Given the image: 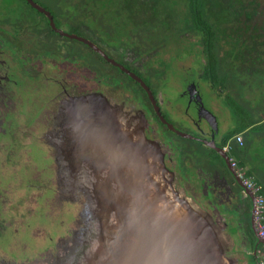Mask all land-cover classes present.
<instances>
[{
    "label": "flooded vegetation",
    "instance_id": "obj_1",
    "mask_svg": "<svg viewBox=\"0 0 264 264\" xmlns=\"http://www.w3.org/2000/svg\"><path fill=\"white\" fill-rule=\"evenodd\" d=\"M32 1L49 13L52 20L58 23L56 28L67 36L57 34L43 13L34 9L43 18L32 11L31 19L34 22L30 26L26 23L28 21L23 20L20 11L22 7L18 3H14L18 5L14 7L8 5L6 0H0V148L5 151L7 162L15 165L21 163L26 175V186L36 190L31 195L35 199L33 202L36 208L32 209L27 204L20 214L9 217L0 214L2 252L21 235L26 234L29 227L41 224L38 221L42 209L46 207L49 213L51 203L48 204V201L51 197H56L53 170L56 150L44 140V136L52 130L61 108H68L78 116L84 107L80 103L89 102L92 107L99 108L102 98L112 100L130 114L145 120L146 136L156 138L161 147L167 149L172 171H175V183L181 190L186 191L184 185H187L191 177L184 173L188 167L182 163V159L189 158L197 148H201L203 162L198 160L200 163H197V170H192L196 173L192 175L193 182L196 181L202 194L209 191L218 200L229 203L226 208L230 212L226 214L234 224L231 229L237 232L236 244L241 246L244 253L249 254L251 262L256 261L258 264L264 246L258 242L259 218L255 216L257 195L246 187L245 181L248 178L244 176V171L241 173L242 169L228 155L229 150L224 149L226 145H230V148L234 145V137L226 136L236 125V120L222 100L223 97L200 78L201 67L192 69L190 65L185 74H177L173 71V65L179 60L177 57L172 61L170 59L168 65L159 62L171 76L179 79L180 85L172 91L165 88L156 91L149 79L150 74H146L151 70L147 59L154 52H148L150 48L140 40L143 36L140 37L139 34H132L124 40L122 35L126 26L119 27L115 15L106 18L100 14L94 19L90 14L87 17L86 12L79 13L78 17L71 10L73 6L60 4L56 0H53V5H49L50 0ZM44 20L54 34L37 28V25L45 26ZM108 21L110 25L107 24ZM151 29H140L142 34L145 33L144 39H148L147 32ZM69 36L89 42L104 56L83 41ZM56 40L59 45L53 48L51 42ZM6 53L15 56V59L10 56L7 58ZM197 69H200L199 77L195 76ZM48 70L54 75L47 74ZM247 73L248 71L241 76L244 80L239 79L236 86L229 88L232 92L239 90L241 102L248 97L246 91H250L252 86L247 79L253 77ZM130 74L141 80L151 98ZM199 81L206 83L208 90ZM255 82L259 84L262 79L257 77ZM119 90L125 92L115 96L113 93ZM214 97L217 102L219 100V109V106L213 107L215 103L212 104L211 98ZM166 108L167 112L164 111ZM180 114L181 119H177L176 116ZM252 127L243 131L244 137L241 145L237 144L238 147L243 148L248 137L257 139L256 143L261 142L260 133L248 135ZM224 142L227 144L224 145ZM86 146V143L71 142L68 148L77 151L84 150ZM216 148L226 154L227 162L217 153ZM254 173L255 170L252 169V176ZM3 180L6 181L0 176V183ZM202 197L203 204L210 208L211 202L206 200L205 195ZM61 201L58 198V204ZM57 213L56 216H65L67 209H57ZM232 213L239 217L235 218ZM262 222L264 223V212ZM3 259L4 256H1L0 263Z\"/></svg>",
    "mask_w": 264,
    "mask_h": 264
},
{
    "label": "water",
    "instance_id": "obj_2",
    "mask_svg": "<svg viewBox=\"0 0 264 264\" xmlns=\"http://www.w3.org/2000/svg\"><path fill=\"white\" fill-rule=\"evenodd\" d=\"M25 1L48 18L50 27L57 34L67 36L55 27L48 12L32 0ZM69 37L83 41L102 54L89 42ZM130 76L150 95L140 79L132 74ZM80 105L85 108L82 106L84 109L78 116L63 108L52 128L51 140L57 143V156L62 161L64 176L70 170L68 163L63 162L69 152V143L87 144L84 150L71 152V170L76 180H72L75 182L72 185L74 188L82 187H76L78 179L88 175L85 191L89 202L84 211L94 217L92 222H97V230L89 231L86 236L81 259L85 260L91 254L100 259L93 260L91 257L87 264H106L110 258L106 244L113 236L107 228L110 226L113 229V225L117 224L115 214L123 211L122 205L117 200L111 201V198L129 197L132 199L127 223L165 248L171 258L169 264H233L232 257L218 248L223 243L221 229L211 231L207 217L204 221L200 220L203 212L177 188L168 156H164L160 144L144 132L145 120L102 98L99 108L92 107L89 102ZM105 148L108 149L106 153L103 152ZM127 150L130 153L124 155ZM216 151L225 162L228 161L221 149L216 148ZM112 155L118 157L114 164H104V160ZM87 213L84 215L87 216ZM258 242L262 243L261 240Z\"/></svg>",
    "mask_w": 264,
    "mask_h": 264
},
{
    "label": "rangeland",
    "instance_id": "obj_3",
    "mask_svg": "<svg viewBox=\"0 0 264 264\" xmlns=\"http://www.w3.org/2000/svg\"><path fill=\"white\" fill-rule=\"evenodd\" d=\"M21 1L22 0H6V3L15 7L18 5L21 6ZM174 1L175 3L171 4V9L175 12L174 20L176 21L170 19V21H167V27H164L160 23H156L155 29H151L150 32H147L148 39H144L145 33L142 34L140 30L142 28L140 27L136 28L138 29L136 30L135 27L127 25L123 30L122 37L124 40H126L127 37L130 38L132 34H139L140 37L143 36L140 40L150 48L148 52H154L147 59V64L150 65L151 70L146 72V74H150L149 79L156 91H159L162 88L172 91L179 87V79L171 76L169 71L164 70L163 65H160L159 62L168 63L170 62V59L172 61L175 57L180 55L183 50L188 49V43L192 40L189 37H181L183 30V13L186 10L184 0ZM14 3H18V5ZM51 44L53 48H56L57 45H59V42L56 40L51 42ZM9 56L15 59V56L6 53V57L9 58ZM194 61L195 53H190L183 63L178 60L177 64L173 65V71L177 74H185V72L189 71L190 65L193 64ZM55 68L58 69L57 66H55ZM103 70L105 72V69ZM196 73L197 75L195 74V76L199 77L200 69H197ZM47 74L51 76L54 75L50 70H48ZM119 79H121V77H119ZM199 84L205 90H208V85L206 83L199 81ZM255 87L257 90L258 86L256 85ZM124 92V90H119L113 94L115 96H120ZM211 99H213L212 104L215 103L213 107L219 106V100L217 102V98L215 99L214 97ZM109 103L111 105H117L112 100H109ZM122 108L124 109V107ZM219 108L220 106L218 109ZM167 110V108L164 109L165 112H167ZM176 118L181 119V114L176 116ZM51 132L52 130L49 134L45 133L44 140H47L56 150L55 162L53 165L56 197H51L50 201H48V204L51 203L49 213H47L46 207L42 209V217L40 216V220L38 221L41 222V224L38 223L35 224V226H32V228L29 227L27 233L21 235L19 239H16L15 243H12L5 252H2L3 249L0 248V257L4 256V259L0 264H87L91 257L93 260L100 259V257L94 258L95 256L91 254L85 260L81 259L80 256L83 247L85 248L84 244L88 232L92 230L94 232L97 230V222H92V218L94 217L87 212V216H85L86 213L84 211L89 202L86 195L87 191H85L87 187L86 183H88L85 180H87L88 175L78 179L76 187H82H73L72 183L75 182H72V180L75 179H73L74 171L71 170V152L73 153L74 151L72 148H68V155L63 159V162H67L70 168L67 175L64 176L63 174L66 173H62V161H60L57 156L58 146L57 143L52 142ZM241 137L243 139L242 135ZM253 139L254 138L251 139V141H254L252 142L253 147L250 148L249 151L250 161L261 174V177L259 179L257 178V180L264 185V143H256L258 142L257 139ZM155 140L157 144H160L156 138ZM178 143H180V141H178ZM106 149L107 148L103 149L104 153H106ZM161 150L164 156L168 154L165 147L162 146ZM200 150L201 148H197L189 158L184 157L182 159V163L188 167V169H185L184 173H188L191 177L188 180L187 185H184L186 191L181 190V193L190 200L192 205H195L203 212L204 215L201 214V217H198L200 220L204 221V217H207V222L211 224V231L221 229L220 233L223 243H221V239H219L222 247L218 245V248L222 252L225 250L228 255L232 257L233 264H252L249 254L244 253L241 246L236 244L235 235L237 232L235 230L233 232L231 229L234 224L233 222L231 223L230 218L226 214L230 212V210L226 208L229 203L225 200H218L216 195L213 193L211 194L209 191L202 194L199 187L196 185V181L193 182L192 175L196 174L193 171L197 170L198 160L203 162ZM128 153L130 152L127 150L124 155H128ZM4 156L5 151H2L0 148V176L1 179H6V181L3 180L4 182L0 183V192L2 194L0 196V214L9 217L14 214L22 213L27 204H29V207L32 209L36 208L33 202L35 199L31 198V195L35 193L36 190L26 186V175L25 171L21 168V163L16 165L15 163H9L5 160ZM117 158L118 157L115 155H112L109 159L103 158V160L105 159L104 164H114ZM167 161L171 164L170 158ZM195 161L197 162L194 163ZM205 164L206 163L204 162V167ZM66 167V164H64V168ZM246 168L247 167H245L244 170H241V173H243ZM183 169L184 168H182V170ZM173 174L175 176V171ZM198 175L201 174L199 173ZM253 178H256V176L254 175ZM248 180L252 182L250 177ZM199 182L200 179L197 180V183ZM202 195H205L206 200L211 202L210 208L203 204L204 198ZM58 198H61L62 201H70H61L58 204ZM26 199H31V201H26ZM131 199L132 198L129 197L111 198V201L117 200V202L122 205L123 211H117L115 214L114 218L115 221H117V224L113 225V229L110 226L107 228L108 232H113V236L106 244L110 257L106 264H169L171 258L169 252L165 248L155 243L152 238L142 232L139 228L137 229L134 225H131L129 222L127 223V220L130 217L129 205ZM63 208L67 209L65 216H56L58 215L57 209ZM233 215L235 218L239 217L235 214ZM88 217H91V219ZM177 228L181 232V229L179 227Z\"/></svg>",
    "mask_w": 264,
    "mask_h": 264
},
{
    "label": "trees",
    "instance_id": "obj_4",
    "mask_svg": "<svg viewBox=\"0 0 264 264\" xmlns=\"http://www.w3.org/2000/svg\"><path fill=\"white\" fill-rule=\"evenodd\" d=\"M22 1L24 4L22 3V9H19L28 25L31 26L34 22L31 19L32 11L43 18ZM56 1L73 6L71 10L78 17L79 13L86 12L87 17L90 14L94 19L100 14L106 18L115 15L119 27L130 25L135 29H155L156 21L167 27V21L175 19V12L171 9L174 0ZM53 4V0H50L49 5ZM184 4L186 10L183 13L181 37H189L192 40L188 43V49L183 50L177 59L183 62L190 53H195L191 68L201 67L200 78L223 97L222 100L232 111L236 125L226 137L241 135L248 127L253 126L248 135L258 132L261 135L260 144L264 143V0H184ZM44 21L45 26L37 25V28L54 34L46 20ZM53 23L58 27L56 20ZM107 24L110 25V21ZM246 71L253 77L247 79L252 86L250 91H246L248 97L241 102L239 90L232 92L229 88L236 86L239 79L244 80L241 76ZM257 77L262 79L259 84L255 82ZM248 139L243 148L233 143L228 155L240 169L247 167L244 176L250 177L252 182L260 187L256 195L264 198V185L257 180L261 175L250 161L249 151L253 145L251 138ZM226 144L227 142L224 145ZM214 155L219 159L216 153ZM252 169L255 170L256 178L252 176ZM252 264L257 263L254 261Z\"/></svg>",
    "mask_w": 264,
    "mask_h": 264
},
{
    "label": "built area",
    "instance_id": "obj_5",
    "mask_svg": "<svg viewBox=\"0 0 264 264\" xmlns=\"http://www.w3.org/2000/svg\"><path fill=\"white\" fill-rule=\"evenodd\" d=\"M233 143L241 145L242 137L240 134L234 136ZM229 148H230V145H226L224 147L225 150H229ZM245 185L248 189L252 190L255 193H257V191L260 189L259 186H256L254 183H252L248 179L245 181ZM263 212H264L263 198L261 196L257 195V197H256V212H255V216L257 217V219L259 218L257 221V223H258L257 234H258V237L260 238V240L262 242V245L264 246V223L262 222ZM258 264H264V252L259 257Z\"/></svg>",
    "mask_w": 264,
    "mask_h": 264
}]
</instances>
